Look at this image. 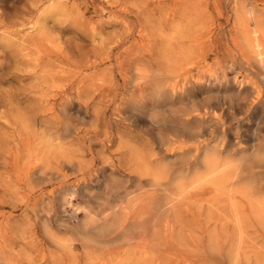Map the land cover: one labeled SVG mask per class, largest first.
<instances>
[{
	"label": "rangeland",
	"instance_id": "rangeland-1",
	"mask_svg": "<svg viewBox=\"0 0 264 264\" xmlns=\"http://www.w3.org/2000/svg\"><path fill=\"white\" fill-rule=\"evenodd\" d=\"M263 179L264 0H0V264H264Z\"/></svg>",
	"mask_w": 264,
	"mask_h": 264
},
{
	"label": "bare ground",
	"instance_id": "bare-ground-1",
	"mask_svg": "<svg viewBox=\"0 0 264 264\" xmlns=\"http://www.w3.org/2000/svg\"><path fill=\"white\" fill-rule=\"evenodd\" d=\"M219 102H220V101H219ZM225 149H226V148H225ZM226 151H227V150H226ZM211 157H212V156H211ZM262 157H263V156H262ZM250 158H251V157H250ZM250 158H249V159H250ZM214 160H215V159H214ZM214 160H213V161H214ZM233 161H234V160H233ZM237 161H238V160H237ZM246 161H247V160H246ZM215 162H216V161H215ZM250 162H251V161H250ZM230 163H231V162H230ZM242 164H243V163H242ZM242 164H241V165H242ZM224 166H225V164H224ZM211 169H212V168H211ZM234 169H235V168H234ZM257 178H258V177H257ZM257 178H256V179H257ZM263 180H264V179H263ZM256 181H257V180H256ZM256 181H255V183H256ZM260 183H262V182H260ZM262 188H263V186H262ZM260 189H261V188H260ZM263 196H264V195H263Z\"/></svg>",
	"mask_w": 264,
	"mask_h": 264
}]
</instances>
